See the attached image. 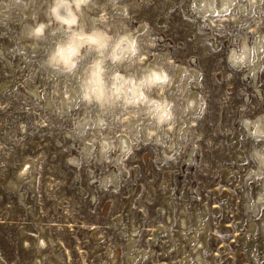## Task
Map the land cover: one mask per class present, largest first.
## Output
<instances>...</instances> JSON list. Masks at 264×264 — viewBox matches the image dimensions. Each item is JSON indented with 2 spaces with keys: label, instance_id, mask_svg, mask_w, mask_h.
I'll list each match as a JSON object with an SVG mask.
<instances>
[{
  "label": "rangeland",
  "instance_id": "374dc122",
  "mask_svg": "<svg viewBox=\"0 0 264 264\" xmlns=\"http://www.w3.org/2000/svg\"><path fill=\"white\" fill-rule=\"evenodd\" d=\"M238 1L211 15L202 0L87 1L88 22L140 37L133 57L168 76L190 69L183 89L162 90L180 131L153 135L150 124L141 128L144 112L131 121L126 108L99 116L81 100L79 60L67 72L47 66L66 33L47 31L36 44L26 35L42 20L58 27L47 0H28L29 16L19 10L24 0H4L0 264H264V199L256 200L264 175L253 154L264 152V139L244 122L262 117L264 126V0ZM242 42L249 58L237 65L230 52L242 54ZM193 97L199 106L188 113ZM122 138L128 147L120 151Z\"/></svg>",
  "mask_w": 264,
  "mask_h": 264
},
{
  "label": "clouds",
  "instance_id": "9594fccd",
  "mask_svg": "<svg viewBox=\"0 0 264 264\" xmlns=\"http://www.w3.org/2000/svg\"><path fill=\"white\" fill-rule=\"evenodd\" d=\"M85 3V0H47V17L53 22V27L59 25L72 26L77 24V20L73 17V8H79ZM0 5L8 8L10 5L0 0ZM48 31L44 22H35L27 31L26 35L29 39L38 40ZM87 41V37H84ZM76 37L71 32L66 34V38L53 42L47 57V66L49 68H59L63 72H67L72 68V61L79 60L80 65H84L81 69L84 74L80 77L79 94L81 100L85 103L91 102L98 109L105 105L110 97H117V93H123L125 96L130 94L127 100L128 105H136L139 101L140 110L145 113L146 118L150 119L154 125L152 129L153 135L155 130L163 128L167 130L174 125L177 112L170 107V101L165 100V93L162 91L166 87L165 72L162 68H153L145 63V59L136 57L137 68L130 69L135 71V82L124 78V70L126 65L119 64V57L116 54L109 55V52L100 51L95 47V41H92V50L82 49L77 54ZM87 53V59L81 60ZM119 73V74H117ZM95 85V88H93ZM103 89V95L101 90ZM119 98V97H117ZM131 120L132 117L130 116ZM100 126H103L102 124ZM256 135H259L258 133ZM264 139V136L259 137Z\"/></svg>",
  "mask_w": 264,
  "mask_h": 264
},
{
  "label": "bare ground",
  "instance_id": "6f19581e",
  "mask_svg": "<svg viewBox=\"0 0 264 264\" xmlns=\"http://www.w3.org/2000/svg\"><path fill=\"white\" fill-rule=\"evenodd\" d=\"M14 1L15 0H13V2ZM18 1H20V0H17V2ZM87 1L90 2V0H85V3L83 5H81L79 8H73L72 9L73 17L77 20L76 25H72V26L59 25L57 28L55 27L56 29L49 28L48 31L49 32L51 31L52 33H54V31H60V32H64L66 34L71 32L72 35L76 37L75 42L78 45L77 54H79V52L82 49H87V47H89V49L92 50V47H93L92 41H95V47L97 49H99L100 51H103V52H109V48L112 46L111 47L112 50H111V53L109 52V55H111V54L118 55L119 64L116 65L117 68L121 65H126L125 69H127L131 65L136 64V57L137 56L133 57L134 56L133 51L134 50L138 51L137 42L139 41L140 37H134L131 34L123 35L124 33L117 34L116 30L108 31L111 24L106 25L101 19H99L98 22H96L95 19H92V17L89 16L90 22H88L87 16H88V12H89L90 7H89V4ZM246 1L250 2V0H246ZM251 1H254V3H256L257 1H261V0H251ZM218 3H219L218 5H215V0H202V4L200 3L201 10H202V12L209 14V15H211V12H217L220 7L226 8V9L230 10V12H232L233 10H236L239 7V5L241 4L238 0H219ZM28 4H29L28 0H24L23 6L19 7V10L25 16H29V12H27V10H26V7L28 6ZM211 8L213 10H210ZM252 8H254V7H252ZM40 22H44V21L42 20ZM44 23H46V22H44ZM85 36L88 38L87 41H85V39H84ZM34 41L35 40H33V43H34ZM34 44H36V42ZM242 46L244 48V50H242V54H237L235 51L230 52V54H231L230 60L234 61V63L237 65H239L242 61L247 60L249 58L250 49L248 48V46L244 42H242ZM254 46L256 49L262 50L263 43H262L260 38L257 39L256 44ZM72 63H73V61H72ZM150 66H152L153 68H161V67H158L154 64H150ZM138 70L139 69H137V71ZM189 70L190 69H186L184 67L178 66L173 75L168 76L165 73L166 87L162 90H164L168 93V92H172L174 90L176 92V90L178 88L183 89L184 83H180L178 85V82L181 81L182 79L184 81H186L187 77H184V74L187 73V71H189ZM254 70L255 69L250 70V72H252V71L254 72ZM85 71H86V69H85ZM190 73L194 74L192 70ZM117 74H119V73H117ZM123 75H124L125 79H130L133 82H135V77H136L135 71L133 73H131L128 70H126V71H124ZM255 75L256 74H254V76ZM93 88H95V85H93ZM70 93H71L72 97L75 96V98H78L75 91L71 90ZM101 94L103 95V89L101 90ZM196 96H198V95H196ZM117 97H119V98H117ZM117 97H110L108 102L105 105L101 106V108L99 109L100 113H98L97 115L101 116V114L103 112L108 110L110 116H116L119 112L123 111V108H126V110H127L125 112L126 115H128V116L130 115L132 117V119H136V120L139 119L138 116L140 115V112H142L140 110L141 106L139 105V101H137L136 105L130 106L127 103V100L129 99L130 94L128 96H125L123 93H117ZM121 100H123V103H121ZM165 100L170 101L167 98H165ZM65 103H66V105L71 106V105H73L74 102L72 101L71 97H68L66 99ZM89 103H91V102H87L85 104L87 105ZM198 103L199 102L197 101L196 98H194V97L190 98L188 100L187 106H186L187 112L188 113H194L198 109V106H199ZM120 105H121V107H120ZM144 117H145V120L142 123L141 128L143 130H145V129L148 130L147 126L150 124L151 128L148 131L152 132V129H153L152 127H154L152 121L150 119H147L146 115ZM98 120H100V118H98ZM91 121L92 120L90 118L85 119V123L83 124V127L86 125L90 126ZM244 122H247L246 128H249V126H253V131L252 130L251 131L255 135L257 133L259 134V135H256L257 138L264 136V126H263V122H262V117H259L255 121L244 120ZM183 123L184 122L182 121V119L177 114L174 125L172 127H170V129L180 131ZM162 129L163 128H159L157 130L160 131L161 133H163ZM248 132H250V130H248ZM158 138L160 140V136H158ZM107 144H108V142H106V145L102 146V152H105L106 148H108ZM118 147H119L118 149L120 151L127 149V147H128L127 142H126V140H124V138H122V140H120L118 142ZM170 148H171V144L168 145V149H170ZM102 152H100V154H102ZM253 154L257 160V165L259 167L258 172L263 176L264 175V152H260V151L255 150V152ZM263 199H264V195L258 194V198L256 199V200H258V204H259L260 200H263ZM182 225H184V222H182ZM41 244L42 245L45 244L44 240L41 241ZM199 246H200V244H198V247ZM198 260L201 261V258H199Z\"/></svg>",
  "mask_w": 264,
  "mask_h": 264
}]
</instances>
